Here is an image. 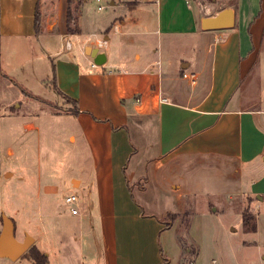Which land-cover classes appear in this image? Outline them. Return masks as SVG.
<instances>
[{
	"label": "crops",
	"instance_id": "crops-1",
	"mask_svg": "<svg viewBox=\"0 0 264 264\" xmlns=\"http://www.w3.org/2000/svg\"><path fill=\"white\" fill-rule=\"evenodd\" d=\"M119 3L129 16L114 21L111 28L109 21H102L83 40V2L74 7L72 0H0V84L3 76L25 86L33 79L43 81L53 71L58 92L73 105L55 116L71 119L64 132L77 156L74 166L82 173V178L73 179V187H83L91 201L87 205L82 201L85 211L93 218L95 208L101 229L102 256L97 259L94 255L92 262L83 264H166V254L171 256L169 264H178L180 223L178 219L168 222L167 215H182L187 210L195 214L197 198L203 194L225 193L230 200L237 197L241 214L249 199H264V174L251 179L250 185L245 176L258 172L264 164L261 0H212L211 4L197 0L198 12L188 0ZM225 9H232L233 15L223 17L222 23L232 27L202 28L205 17ZM69 13L75 18L70 24ZM149 27L156 30H143ZM112 29L122 48L111 60L106 39ZM137 35L181 38L190 43L199 53L198 71L189 74L196 83L183 81L171 60L163 62L160 55L156 59V49L147 48V39L138 42ZM65 39L77 40L79 58L71 55V42L63 50ZM102 41L106 43L100 47ZM127 46H135L132 55ZM63 52L70 55L67 61H52ZM189 67L181 71L187 72ZM178 79L184 82V91L177 88ZM2 106L0 88V178L4 173ZM82 147L89 157L81 161ZM7 153L12 155L11 150ZM206 167L221 174L218 177L226 190L204 188L198 176ZM59 193V185L51 182L38 196L54 198ZM259 206L256 200L251 205L252 209ZM77 210L81 216L82 208ZM196 218L194 215L188 235L199 247ZM60 228L63 234L66 227ZM100 238L83 233L80 239ZM132 244L138 248L133 249ZM87 247L91 250V243ZM41 251L50 264V254Z\"/></svg>",
	"mask_w": 264,
	"mask_h": 264
},
{
	"label": "rangeland",
	"instance_id": "rangeland-1",
	"mask_svg": "<svg viewBox=\"0 0 264 264\" xmlns=\"http://www.w3.org/2000/svg\"><path fill=\"white\" fill-rule=\"evenodd\" d=\"M82 2L84 6L82 20L85 26L81 37L83 40H88L87 31L96 30L98 26H101L102 21H109L108 27L111 28V23L120 22V19L125 20L126 16H129L127 8L123 7L119 0H72V6H80ZM112 2H116L117 5H111ZM188 2L194 6V12H198L196 1L188 0ZM208 3L211 4L212 0H208ZM99 7L103 9L100 10ZM260 9L264 21V0H261ZM143 30H156V27L154 29L143 28ZM100 38L104 40L105 36H100ZM107 38H109L106 39L109 45L107 52L112 60L122 45L117 42L119 36L115 33V29H112ZM89 39L95 40L94 37H89ZM135 39L138 42L141 39H147V48H155L158 52L155 55L156 59L159 55L163 62L169 58L172 66L180 70L183 81L187 82L185 74L189 75L198 71L199 53L183 39L164 36L159 39L157 35H137ZM68 41L74 47L71 55L79 58L76 39H65L63 50L67 49ZM126 48L132 55L135 46ZM69 57L70 55L63 52L61 56L52 61L57 62V59L67 61ZM3 62L4 57L1 59V65L5 70ZM262 63L264 64V57H262ZM183 64L190 65L187 72L186 70L181 71ZM42 73L45 72L42 71ZM1 78L0 88L3 94L2 111L4 114L1 126L4 151L2 171L4 173L0 178V231L3 224L2 217L6 214L15 223L16 237L20 241L26 235L34 237V247L40 251L44 249L50 254V264L90 263L92 259H95L94 255H97L98 259L100 255L102 256L99 218L94 207L93 218L89 210L85 211V204L82 201L84 200L86 205L91 201L85 196L83 187L75 189L72 182L73 179L82 178V173L74 166L77 156L69 141V134L64 132L71 119L68 121L65 116H55V113H64L67 107L73 108V105L67 103V100L58 92L60 86L57 87V83H53L55 80L53 71L50 75L42 77L43 81L33 79L29 85L25 86L13 84L3 76ZM177 81V88L184 91V82L179 79ZM8 150H11L12 155L7 153ZM80 150L78 159L81 161L88 159V150L84 147ZM121 156L120 153L118 157L121 158ZM262 160L264 161V156ZM263 174L264 164L258 172L246 174L248 185L251 184V179L260 178ZM219 175L221 174L214 167H206L203 168L198 178H202L201 184L204 188L212 192H217V190L223 192L226 190V185L222 183ZM51 182L59 185V195L54 198H47L44 194L38 196L39 190ZM70 194L79 197L81 202L78 206H64V198ZM236 198L230 200L229 194L225 193L203 194L197 198L195 205L197 211L194 214L197 217L195 224L199 231L197 242L200 247L197 264H264V199L262 201L255 199L260 206L251 211L256 216L257 231L250 233L243 225L241 203ZM71 208H82L80 211L82 215L72 214ZM193 217L191 219L190 216L182 215L178 218L180 230L176 234L177 240L179 236L189 238L186 225L190 220L192 223ZM167 221L175 222L170 218ZM80 225H84L82 230ZM62 226L66 227L63 234L60 233ZM83 233L89 238L100 239L99 241H81ZM59 238L62 241H58ZM87 242L91 243V250L88 249ZM178 245L181 251L178 262L180 264L185 252L179 241ZM135 247L138 248L137 245L132 244V248ZM131 252L134 251L131 250ZM169 258L171 256L166 254L165 259L168 261L166 264H169ZM185 258L191 259L192 255H186ZM0 264L33 263L31 256L28 255L16 262L0 259Z\"/></svg>",
	"mask_w": 264,
	"mask_h": 264
},
{
	"label": "water",
	"instance_id": "water-1",
	"mask_svg": "<svg viewBox=\"0 0 264 264\" xmlns=\"http://www.w3.org/2000/svg\"><path fill=\"white\" fill-rule=\"evenodd\" d=\"M226 15H233V10L225 9L216 16L205 17L202 20V28L206 31H213L232 27V24L224 25L222 23V19ZM94 51L97 55L98 51ZM187 66L188 65H184L182 68L186 69ZM2 223V229L0 231V259H8L16 262L34 246L35 239L30 235H26L24 239L20 241L16 237V227L14 221L6 214L2 217Z\"/></svg>",
	"mask_w": 264,
	"mask_h": 264
},
{
	"label": "trees",
	"instance_id": "trees-1",
	"mask_svg": "<svg viewBox=\"0 0 264 264\" xmlns=\"http://www.w3.org/2000/svg\"><path fill=\"white\" fill-rule=\"evenodd\" d=\"M74 20H75V18H73V16L69 13V15H68V24H70ZM40 21H41V16H40V13L37 12V14H36V28L38 30H39V27H40ZM68 30H71V29L68 27ZM72 32H74V31H72ZM255 199H257V198H253V199H249L248 200V206H247V208L244 209L243 214H242L243 225L245 226L246 231L250 232V233H252V232L255 233L257 231L256 216L251 211V209H252L251 205L255 201ZM182 215L190 216V218L192 219L194 214L191 211L187 210ZM182 215H172V214H170V215H167L166 218L167 219L170 218V219H173V221H176ZM190 225H191V220L188 221L187 225H186L188 230L190 228ZM178 241H179L182 249L185 252L184 255L185 256L186 255H190V256L192 255L191 259H186L185 256H184V258H183V260L181 261L180 264H194L196 258L199 255V247L196 244H194L192 241H190L189 238H185L183 236H179ZM28 255L31 256L33 264H49L48 257L43 252H41L38 248H35L34 246L23 257L28 256Z\"/></svg>",
	"mask_w": 264,
	"mask_h": 264
},
{
	"label": "built area",
	"instance_id": "built-area-1",
	"mask_svg": "<svg viewBox=\"0 0 264 264\" xmlns=\"http://www.w3.org/2000/svg\"><path fill=\"white\" fill-rule=\"evenodd\" d=\"M99 1V0H98ZM100 10L103 9V7H99ZM102 43L105 44L106 41H102L100 43H98L100 45V47H103L102 46ZM68 47H70L71 45L70 44H67ZM93 67H98L96 66L95 64H93ZM184 77L188 80H190L192 83H196V78L194 76H191V75H188V74H185ZM162 102H167V99H162ZM65 205L66 206H77L78 203L80 202V199L77 195H74V194H70V195H67L65 198ZM71 213L76 215L78 214V210L76 208H71Z\"/></svg>",
	"mask_w": 264,
	"mask_h": 264
}]
</instances>
